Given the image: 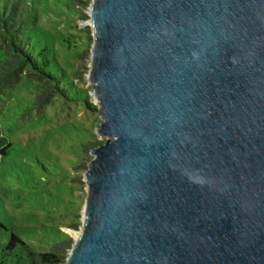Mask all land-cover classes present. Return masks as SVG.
<instances>
[{
	"label": "water",
	"instance_id": "95a60500",
	"mask_svg": "<svg viewBox=\"0 0 264 264\" xmlns=\"http://www.w3.org/2000/svg\"><path fill=\"white\" fill-rule=\"evenodd\" d=\"M101 117L63 264H264V0H92Z\"/></svg>",
	"mask_w": 264,
	"mask_h": 264
},
{
	"label": "rangeland",
	"instance_id": "374dc122",
	"mask_svg": "<svg viewBox=\"0 0 264 264\" xmlns=\"http://www.w3.org/2000/svg\"><path fill=\"white\" fill-rule=\"evenodd\" d=\"M91 1L26 0L28 10L22 12L33 44L48 46L64 71L69 100L52 97L31 111L36 93L23 76L0 101V239L15 234L33 252L77 238L86 198L84 172L92 159L91 146L85 147L104 141L97 134L101 117L87 77Z\"/></svg>",
	"mask_w": 264,
	"mask_h": 264
},
{
	"label": "trees",
	"instance_id": "16d2710c",
	"mask_svg": "<svg viewBox=\"0 0 264 264\" xmlns=\"http://www.w3.org/2000/svg\"><path fill=\"white\" fill-rule=\"evenodd\" d=\"M27 7L26 0H5L0 9V50L4 54L0 58V101L5 92L25 76L36 93L29 108L36 111L52 97L69 100V90L62 79L64 71L55 57H51L48 46L36 48L27 35L26 22L22 18ZM83 102L88 105L85 93ZM98 144L90 142L85 149L91 146V151ZM72 245V239L67 237L54 244L50 251L33 252L19 237L11 234L8 241L0 239V264H63Z\"/></svg>",
	"mask_w": 264,
	"mask_h": 264
},
{
	"label": "bare ground",
	"instance_id": "6f19581e",
	"mask_svg": "<svg viewBox=\"0 0 264 264\" xmlns=\"http://www.w3.org/2000/svg\"><path fill=\"white\" fill-rule=\"evenodd\" d=\"M79 235V234H78ZM78 237V236H77Z\"/></svg>",
	"mask_w": 264,
	"mask_h": 264
}]
</instances>
